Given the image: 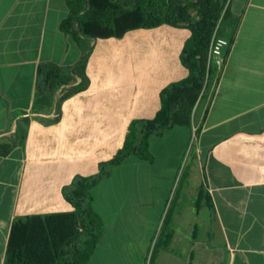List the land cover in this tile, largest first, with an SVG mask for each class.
<instances>
[{
    "label": "crops",
    "instance_id": "obj_1",
    "mask_svg": "<svg viewBox=\"0 0 264 264\" xmlns=\"http://www.w3.org/2000/svg\"><path fill=\"white\" fill-rule=\"evenodd\" d=\"M69 13L67 0H0V264L16 219L75 212L64 187L98 173L189 76L191 31L141 28L92 42L89 86L61 113L69 86L37 103L39 65L81 58L61 30ZM224 20L233 44L192 128L151 136L152 162L131 157L92 189L104 227L90 264H148L154 250V264H264V0H231Z\"/></svg>",
    "mask_w": 264,
    "mask_h": 264
},
{
    "label": "trees",
    "instance_id": "obj_2",
    "mask_svg": "<svg viewBox=\"0 0 264 264\" xmlns=\"http://www.w3.org/2000/svg\"><path fill=\"white\" fill-rule=\"evenodd\" d=\"M231 0H67L70 13L61 30L79 45L80 60L69 67L42 63L37 72V103L47 104L58 89L69 86L58 106L89 86L86 66L97 39L122 38L136 29L161 25L191 31L181 54L189 76L171 83L161 92V109L153 119L133 120L124 146L98 173L77 176L64 187L63 195L73 213L26 216L15 220L8 242L5 264H90L103 232L102 217L93 208L92 189L112 175L113 169L131 157L152 162L150 137L162 136L175 126L192 128L194 109L207 90L215 68L209 65V49L214 32L229 15ZM233 40L225 53L227 60ZM222 71H219L217 82ZM81 79V82L74 85ZM216 82V83H217ZM29 120L27 119L26 122ZM199 130L197 129L196 132ZM23 135V134H22ZM10 146L0 145V154ZM154 250L150 264H154Z\"/></svg>",
    "mask_w": 264,
    "mask_h": 264
},
{
    "label": "built area",
    "instance_id": "obj_3",
    "mask_svg": "<svg viewBox=\"0 0 264 264\" xmlns=\"http://www.w3.org/2000/svg\"><path fill=\"white\" fill-rule=\"evenodd\" d=\"M229 46L230 40L220 36L218 26L214 32L209 49V65L213 68H217L219 71H223L227 61H225V53Z\"/></svg>",
    "mask_w": 264,
    "mask_h": 264
},
{
    "label": "rangeland",
    "instance_id": "obj_4",
    "mask_svg": "<svg viewBox=\"0 0 264 264\" xmlns=\"http://www.w3.org/2000/svg\"><path fill=\"white\" fill-rule=\"evenodd\" d=\"M232 24H233V23H231V25H232ZM233 25H234V24H233ZM233 25H232V26H233ZM226 28H227V27H226V21H225V20H222V21L220 22L219 34H220L221 37H223V38L229 40V39L226 37V35H225V30H226ZM194 141H195V138H194ZM194 141L191 142V144H190V149H189L188 154L191 152V149H192V147H193ZM189 163H190V162H189ZM150 261H151V257H150V259L148 260V264H150Z\"/></svg>",
    "mask_w": 264,
    "mask_h": 264
}]
</instances>
